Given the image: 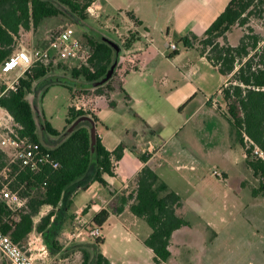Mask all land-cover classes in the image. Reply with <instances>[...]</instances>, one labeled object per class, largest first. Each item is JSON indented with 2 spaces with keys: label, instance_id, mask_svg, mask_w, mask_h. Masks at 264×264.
Returning <instances> with one entry per match:
<instances>
[{
  "label": "trees",
  "instance_id": "16d2710c",
  "mask_svg": "<svg viewBox=\"0 0 264 264\" xmlns=\"http://www.w3.org/2000/svg\"><path fill=\"white\" fill-rule=\"evenodd\" d=\"M94 1L0 0V66L15 52L22 33H37L51 19L69 14L71 20L94 35L85 38L90 54L88 66L70 68L72 78L83 79L90 84L95 95H105L111 90L110 83L115 75L117 47L88 27V8ZM128 16L136 24H141L131 13ZM254 16L264 18V0H231L203 37L188 35L180 41L187 48L193 47V43L198 45L200 54L227 78V85L222 88L221 95L227 108V120L236 136L233 139L230 134V142L244 150L246 164L258 180V186L252 189V196L264 198V158L256 154L257 150L264 154V38L249 28L238 45H231L227 39L234 27L247 26ZM49 34L53 38L58 33ZM136 40L137 35L130 32L124 41L125 48H122L130 50ZM64 63L55 58L40 63L20 80L16 91L9 90L0 98L1 105L19 125L18 134L50 152L54 161L59 163L58 168L47 164L39 171H31L20 163H11L9 153L0 148V192L4 185L12 190L21 187L26 189V203L21 208L8 205L0 196V229L21 248L28 242L30 235L37 232L53 255L62 250L59 241L54 238L61 229V220L57 215L66 199H71L72 188L74 192L84 191L95 182L107 186L104 176L114 175L113 162L120 160L124 151L123 146L113 152L108 151L99 137L93 135L97 122L95 111H77L74 106L69 108L66 119L72 131L63 140L49 146L40 137L35 111L28 96L35 83L47 77L55 66L54 69H69ZM111 70V78L104 82ZM67 88L73 100L90 94L88 91H77L75 87ZM5 89L6 85L2 87L1 93ZM44 130L52 137L61 135L46 120ZM142 159L147 161L148 157ZM67 204L65 212L73 205V201ZM45 208L50 211L42 215ZM182 208V198L153 169L146 166L138 174L133 190L129 194L116 196L108 209L94 217L92 225L102 229L112 214L121 215L129 210L134 216L145 220L151 228L144 244L154 253V263L161 264L168 262L172 256L170 245L174 234L189 226L180 214ZM102 245L104 239H96L93 252H83L82 264H113L100 251Z\"/></svg>",
  "mask_w": 264,
  "mask_h": 264
},
{
  "label": "crops",
  "instance_id": "0c3cea01",
  "mask_svg": "<svg viewBox=\"0 0 264 264\" xmlns=\"http://www.w3.org/2000/svg\"><path fill=\"white\" fill-rule=\"evenodd\" d=\"M112 1L102 0V9L111 17L113 15L107 12V7ZM230 2L153 0L148 11L142 12L140 5L135 8L128 5V9H133L130 12L118 10L124 19L116 34L121 39L131 32L137 35V40L130 50L121 52L125 58L124 61L118 59L111 90L95 100L97 122L94 136L99 137L108 151L113 152L120 146L124 151L117 161L114 175L104 176L107 186L95 182L84 191H76L78 197L73 201L74 210L71 211L77 219L84 213L82 220L91 223L97 214L109 208L116 196L129 194L138 174L146 166L181 197V190L177 188L179 183L190 182L185 177L187 173H180L183 178L175 173L184 169L192 173L195 171V156L200 160L206 158L197 150L202 144L195 148L198 136L195 120L201 119L198 125L205 126V132L221 129L220 117L215 115L212 101L224 106L221 91L227 85V78L200 54L198 45L193 43L191 48L183 47L180 39L188 35L203 37ZM127 13L141 24H136ZM48 29L46 24L37 33H22L17 46L21 45L22 50L27 51L32 47L44 48L51 40ZM161 37L163 42H157ZM170 43L176 45V51L169 48ZM130 54L136 56L135 64L128 63ZM222 117L227 119L225 113ZM188 126L190 128L184 131ZM221 130L224 135V128ZM237 148L238 145L231 142L226 147L227 152ZM143 157L148 160L144 161ZM223 158L232 165L229 153ZM221 172L228 177L226 171ZM101 187L108 190V195L101 192ZM89 190H93L92 195L87 192ZM123 214L112 216L121 217Z\"/></svg>",
  "mask_w": 264,
  "mask_h": 264
},
{
  "label": "rangeland",
  "instance_id": "374dc122",
  "mask_svg": "<svg viewBox=\"0 0 264 264\" xmlns=\"http://www.w3.org/2000/svg\"><path fill=\"white\" fill-rule=\"evenodd\" d=\"M152 1L113 0L107 7V12L112 13V17L107 15L103 9L88 12L87 25L93 30L92 32L114 43L117 47L118 59L124 61L125 56L121 55V52L125 51L124 41L129 33L121 39L116 34L117 28L123 25L121 21L124 17L118 10L130 12L133 9H128V5L132 8L140 5L142 12L148 11ZM124 15L127 16L128 13ZM70 24L80 26L70 19L69 14L65 17L51 19L47 23L48 32H61ZM81 28L83 29L78 27V30L82 35L89 33V37L94 36L84 27ZM249 28H253L264 38V18L254 16L250 18L247 26L234 27L233 32L227 35L228 42L238 45L239 40ZM161 40L162 37L157 38V42ZM16 50H22L21 45L16 46ZM64 64L69 69H54L55 66L47 77L35 83L32 93L28 96L35 111L39 135L49 146L56 145L63 140L71 128L67 125L66 119L69 108L74 106L77 98L72 99L71 91L67 86L75 87L77 91H88L90 94L86 96L93 103L97 96L93 89H87L90 88V84L84 82L83 79L72 78L70 69L73 67L72 64L68 62ZM17 76L18 72L11 73L7 75V80L13 81ZM3 86L4 83L0 80V93ZM212 103L215 115L220 117L219 128H224V135L221 129L214 132L203 131L205 126L201 128L198 125L202 122L201 119L195 120V128L197 126L198 129L195 148L198 147L196 145L202 144V148L197 150L207 159L200 160L195 156V171L191 173L184 169L175 173L177 177L181 175L180 173H187L185 177L190 182L188 184L187 181H182L177 187L181 190L183 199L180 214L188 221L189 226L182 228L172 237L170 245L172 256L168 262L161 264H264V198L252 196V189L258 186V180L253 177L252 171L246 164L243 149L238 146L237 150L227 152L226 147L230 144L229 134H232L233 139H236V136L228 120L222 117L223 113L227 114L226 104L221 106L215 100ZM45 120L61 133L59 137H52L45 132ZM189 128L190 126L184 131ZM230 130L231 133H229ZM226 152L231 155L232 165L223 158L227 155ZM221 171H226L228 177H224ZM181 178H183L182 175ZM171 183L174 184L173 181ZM72 189L70 192L72 200L67 198L63 209L58 211L57 215L61 220V229L54 238L59 241L62 250L57 254H51L43 237L42 245L47 251L46 257L41 255V242L30 244L29 237L28 242L23 246V249L35 255L41 264H82L83 252L85 250L93 252L92 247L97 238L86 235L84 231L77 236L83 227H86L87 231L94 228L92 222L82 220L84 213L80 215V219H77L76 214L72 212L73 206L66 212L64 211L68 201H74L78 197V194L74 192L75 189ZM87 192L93 194V190ZM101 192L104 195L109 193L103 187H101ZM49 211V208H45L42 215ZM101 231L104 245L100 246V251L104 252L113 264H156L154 253L143 243L144 239L150 235L151 228L145 220L134 216L129 210H126L121 217L111 216Z\"/></svg>",
  "mask_w": 264,
  "mask_h": 264
},
{
  "label": "built area",
  "instance_id": "2783aa9c",
  "mask_svg": "<svg viewBox=\"0 0 264 264\" xmlns=\"http://www.w3.org/2000/svg\"><path fill=\"white\" fill-rule=\"evenodd\" d=\"M103 8L102 0H95L88 8V12L92 13ZM81 26V25H80ZM79 25L70 24L57 35L51 38L50 43L45 48L32 47L29 51L17 50L0 66V80L6 85V89L0 94V98L9 90L16 91L20 80L26 74H30L40 63H45L50 58L56 61L75 63L71 66H88L90 61L89 50L85 45V38L89 37L88 33H82L78 30ZM169 48L173 51L177 50L174 43L169 44ZM128 54V53H127ZM128 63L135 64L136 56L130 54L127 58ZM18 72V76L13 80H7V75ZM97 98V96L95 97ZM74 104L77 111H95L93 101L89 100L86 95L79 97ZM19 125L15 122L12 114L5 109L0 103V148L6 150L10 157L11 163H20L23 168L31 171H39L43 166L49 164L53 168H58L59 163L54 161L52 154L42 149V147L28 138L21 137L17 129ZM264 158V154L256 151ZM117 168V161L113 162V172ZM25 187L18 190H12L8 185H4L0 196L8 205L15 208H21L25 205L26 199ZM83 231L86 235L94 238H102V231L99 227L86 230V227L80 230L77 236ZM75 236V234H74ZM31 243L41 242V255L46 257V249L42 245V236L37 232L30 235ZM0 264H41L35 255L29 254L19 245L15 244L10 236L4 234L0 229Z\"/></svg>",
  "mask_w": 264,
  "mask_h": 264
},
{
  "label": "water",
  "instance_id": "95a60500",
  "mask_svg": "<svg viewBox=\"0 0 264 264\" xmlns=\"http://www.w3.org/2000/svg\"><path fill=\"white\" fill-rule=\"evenodd\" d=\"M112 73H113V70H111V71L108 73V75L106 76L104 82H107V81L111 78ZM71 131H72V129L70 130V132H71ZM94 132H95V127L93 128V135H94Z\"/></svg>",
  "mask_w": 264,
  "mask_h": 264
}]
</instances>
